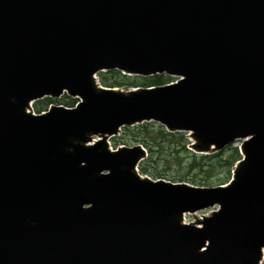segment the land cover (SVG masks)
Segmentation results:
<instances>
[{
    "label": "water",
    "instance_id": "obj_1",
    "mask_svg": "<svg viewBox=\"0 0 264 264\" xmlns=\"http://www.w3.org/2000/svg\"><path fill=\"white\" fill-rule=\"evenodd\" d=\"M112 70L179 80L101 88ZM150 122L199 155L242 141L232 182L141 176L146 150L109 141ZM263 261L264 0H0V264Z\"/></svg>",
    "mask_w": 264,
    "mask_h": 264
},
{
    "label": "trees",
    "instance_id": "obj_2",
    "mask_svg": "<svg viewBox=\"0 0 264 264\" xmlns=\"http://www.w3.org/2000/svg\"><path fill=\"white\" fill-rule=\"evenodd\" d=\"M165 75L152 77H127L119 71L100 75V82L106 88H151L165 86L173 82ZM63 106L73 108L76 101L66 97ZM57 103L52 99L35 104L37 114ZM115 147L120 145H141L149 156L140 164V172L154 180L173 183H188L198 187H219L226 185L232 177L236 164L242 159L238 148L229 147L214 155H196L188 149L190 142L184 133H168L156 123H145L124 128L122 136L115 139ZM264 264V261H263Z\"/></svg>",
    "mask_w": 264,
    "mask_h": 264
},
{
    "label": "rangeland",
    "instance_id": "obj_3",
    "mask_svg": "<svg viewBox=\"0 0 264 264\" xmlns=\"http://www.w3.org/2000/svg\"><path fill=\"white\" fill-rule=\"evenodd\" d=\"M98 79H99V77H98ZM98 82L100 83V81L98 80ZM122 89H120V91H121ZM123 91H129V90H123ZM66 97L65 96H63L62 98H60V99H56L55 101H57V103H55V104H52L51 106H63V102L65 101V100H67V99H65ZM69 98V97H68ZM70 99H72V100H75L76 102H79V100H77V99H74V98H71L70 97ZM39 103V106H41V104H40V101L39 102H37L36 104H38ZM135 126H138V125H135ZM134 126V127H135ZM122 132H123V130H122ZM122 132H121V134H120V136H117V137H115V138H112L110 141H109V145H110V147L112 148V150H116L115 149V139H117V138H119V137H121L122 136ZM186 135V134H185ZM186 138H189V136L188 135H186ZM134 145H124V146H119V148H121V147H133ZM240 146H242V142L241 141H238V142H236V143H234L233 145H231L230 147H233V148H239ZM211 211H208V212H206V213H203V212H201V213H198V214H192V215H187L186 217H185V220H184V223H186V224H195V223H197L199 220H201V219H203V216L204 215H211Z\"/></svg>",
    "mask_w": 264,
    "mask_h": 264
}]
</instances>
